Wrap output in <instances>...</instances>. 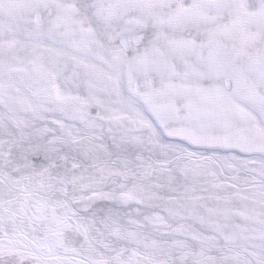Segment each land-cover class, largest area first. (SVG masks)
<instances>
[{"label":"snow or ice","instance_id":"6c2138e0","mask_svg":"<svg viewBox=\"0 0 264 264\" xmlns=\"http://www.w3.org/2000/svg\"><path fill=\"white\" fill-rule=\"evenodd\" d=\"M0 264H264V0H0Z\"/></svg>","mask_w":264,"mask_h":264}]
</instances>
